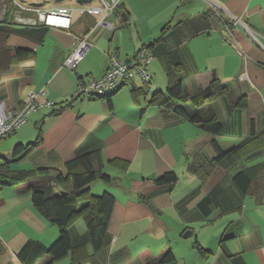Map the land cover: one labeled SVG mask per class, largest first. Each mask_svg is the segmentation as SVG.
Returning a JSON list of instances; mask_svg holds the SVG:
<instances>
[{
    "label": "crops",
    "instance_id": "obj_1",
    "mask_svg": "<svg viewBox=\"0 0 264 264\" xmlns=\"http://www.w3.org/2000/svg\"><path fill=\"white\" fill-rule=\"evenodd\" d=\"M20 16L35 15L0 0V102L18 107L36 92L40 101H54L61 110L53 114L42 107L29 113L12 142H38L21 155L23 168H12L10 162L16 160L2 155L9 159L6 170L52 167L67 176L66 162L98 151L101 160L95 167L111 181L99 179L91 191H108L116 198L103 247L74 246L54 264H144V248L157 252L166 245L175 255L170 264H264V169L247 193L233 182L239 170L264 160V146L240 149L238 158H225L205 172L191 169L215 155L214 140L228 151L253 135H264V0H123L113 16L117 29H99L74 70L65 60L100 15L75 11L69 30L27 25ZM157 40L183 77L186 93L198 94L214 77L229 85L202 107L225 123L223 134L204 132L167 105L150 101L152 93L168 86ZM142 49L153 55L147 65L155 82L150 93L142 91L135 70L131 89L122 90L128 81L107 97H75L80 84L103 76L113 55L128 62ZM163 71L166 80L158 81ZM174 130L194 156L187 168L179 162L184 149L166 136ZM170 170L177 173L176 182H154ZM46 182L0 185V264H23L18 253L29 240L50 245L58 238L57 224L40 215L32 202L31 186ZM198 224L202 229H196ZM74 227L86 232L80 219ZM142 233L147 238L138 240Z\"/></svg>",
    "mask_w": 264,
    "mask_h": 264
},
{
    "label": "trees",
    "instance_id": "obj_2",
    "mask_svg": "<svg viewBox=\"0 0 264 264\" xmlns=\"http://www.w3.org/2000/svg\"><path fill=\"white\" fill-rule=\"evenodd\" d=\"M157 42L159 44H157L156 51L162 57L166 67L168 86L165 91L152 93L150 101L167 105L174 113L182 116L188 122L198 124L204 132L213 135L223 134L226 128L225 123L218 119L214 111L205 112L202 107L205 103L223 94L229 85L214 77L211 84L198 94L190 95L186 93L183 86V77L177 73L166 47L160 40H157ZM18 52L21 54L24 51L19 50ZM144 87L142 91L146 94L152 90V88ZM110 94L97 97H107ZM187 103L190 104V108L186 106ZM60 110L61 107L52 109V113L56 114ZM262 138H264V135H253L243 140L239 146L228 151H224L214 140L215 155L208 161L202 159L191 165V169L195 172H205V170L212 169L225 158L231 160L238 158L240 149L257 148L259 150L264 146ZM37 142L38 140L26 144L17 143L13 149V156L18 157L26 153ZM5 160L6 163L0 169V185L37 179L47 181L44 184L31 186L32 202L36 211L50 222L57 224L60 231L58 238L50 245H45L37 240L26 242L18 253V257L23 264H54L57 259L66 256L74 246H83L87 243L91 244L94 251H98L103 247L116 198L108 191L100 195L91 191L93 182L99 179L105 182L111 181L109 175L103 173L100 168L95 167L101 160L100 152H87L66 162L67 176L61 170L52 167L6 170L5 167L9 159L5 158ZM263 169L264 160L239 170L233 176V182L241 192L247 193L252 182L261 177ZM177 179V173L170 170L154 178V182L164 185L174 183ZM69 182L71 187L66 184ZM81 218L86 226V232L83 234L78 233L74 227V223ZM140 258L144 264H170L175 261V255L170 245L161 247L158 252H152L150 249L145 248L140 252Z\"/></svg>",
    "mask_w": 264,
    "mask_h": 264
},
{
    "label": "built area",
    "instance_id": "obj_3",
    "mask_svg": "<svg viewBox=\"0 0 264 264\" xmlns=\"http://www.w3.org/2000/svg\"><path fill=\"white\" fill-rule=\"evenodd\" d=\"M13 6L20 12H29L35 16L30 18L19 17L23 23L31 26H37L43 23L46 26L57 27L61 29L72 28V16L75 11L87 14L100 15V19L95 25L77 40L75 49L65 60V65L74 70L80 61L84 58L88 50L94 45L93 35L99 30L114 32L117 29V23L113 16L123 0H99L98 4L78 3L74 6L59 5L55 0H11ZM40 5H37V4ZM153 55L145 49L140 50L136 56L128 61L122 62L117 55L111 57L112 64L106 70L102 77L80 84L75 97L81 95L104 96L117 90L121 85L127 83L133 75V71H138L144 86L151 88L152 75L147 69V65L152 60ZM39 94L31 92L28 98L18 107H13L5 101L0 102V141L9 134L15 132L25 125L28 115L31 111L42 107L55 109L56 103L51 100L40 101ZM3 163L0 161V169Z\"/></svg>",
    "mask_w": 264,
    "mask_h": 264
},
{
    "label": "rangeland",
    "instance_id": "obj_4",
    "mask_svg": "<svg viewBox=\"0 0 264 264\" xmlns=\"http://www.w3.org/2000/svg\"><path fill=\"white\" fill-rule=\"evenodd\" d=\"M26 2H32V0H25ZM78 3V1L77 0H64V1H62V4H67V5H76ZM76 13H78V12H76ZM192 16H194V14L192 15ZM191 16V17H192ZM186 19H188V17L186 18ZM176 24V23H175ZM174 24V25H175ZM146 51H148V52H150V50H146ZM151 53V52H150ZM161 77H162V80H166V74L164 73V71H163V73L161 74V76H160V79L159 78H157V80L158 81H161ZM142 79V78H141ZM152 80V79H151ZM155 80H156V78H155ZM143 83V82H142ZM155 84V82H153V81H151V84H150V87L151 88H153V86L152 85H154ZM132 82L131 81H129L127 84H125L124 86H123V88H122V90H126V89H131L132 88ZM144 85V84H143ZM144 87V86H143ZM166 87V86H165ZM145 88V87H144ZM166 89V88H165ZM16 135V132H14V133H11V134H9L8 136H6V139H2L1 141H0V143H1V146H0V150H1V156H0V161L1 162H3V163H6V160H5V158H3L2 157V155L4 156V157H8L10 160H16V161H13V162H10V164H11V167L12 168H15V169H20V168H23V166L24 165H22L23 163V160L24 159H22L23 157H21V155H19L18 157H14L13 156V152H12V148H13V146L15 145V143H13L12 141H13V139H14V136ZM182 134H181V132L179 131V130H177V131H166V136L167 137H170V141L173 143V146H176V147H180V148H183L184 149V151L182 152V151H180L179 152V154L181 153L182 154V156H183V159L182 160H180L179 162H180V164H183L184 165V167H188L187 165H188V163L189 162H193V157L194 156H192V153H191V150H189V146H187V144H186V142H185V140L183 139L184 138V136H181ZM181 137H182V139L183 140H181ZM174 141V142H173ZM19 157H21L20 159H18ZM179 164V166H177V168L178 167H181V165ZM187 170V169H186ZM80 221H81V223L82 222H84L83 221V219L81 218L80 219ZM196 227V229L198 230V229H202V226H201V224H198V226H195ZM203 231V230H202ZM203 237H204V235H203ZM143 238H147V236L145 235V234H141L139 237H138V240L139 239H143ZM196 239V236H193V237H190V238H188L187 240H195ZM147 249H150V248H148V247H146ZM145 249V248H144ZM151 250V249H150ZM152 251V250H151ZM158 252V251H157Z\"/></svg>",
    "mask_w": 264,
    "mask_h": 264
},
{
    "label": "water",
    "instance_id": "obj_5",
    "mask_svg": "<svg viewBox=\"0 0 264 264\" xmlns=\"http://www.w3.org/2000/svg\"><path fill=\"white\" fill-rule=\"evenodd\" d=\"M58 1H59V2H62V1H64V0H58ZM77 1L80 2V3H90V2H92L93 0H77ZM37 5H40V4L38 3ZM190 233H191V231L188 230V231L184 234V236L187 237L188 234H190Z\"/></svg>",
    "mask_w": 264,
    "mask_h": 264
}]
</instances>
